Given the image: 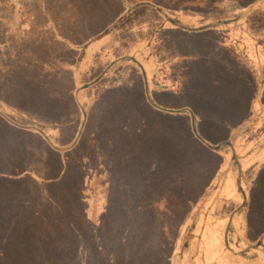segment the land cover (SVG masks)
I'll return each instance as SVG.
<instances>
[{
  "label": "trees",
  "instance_id": "1",
  "mask_svg": "<svg viewBox=\"0 0 264 264\" xmlns=\"http://www.w3.org/2000/svg\"><path fill=\"white\" fill-rule=\"evenodd\" d=\"M78 1L63 25L75 33L69 44L81 50L75 67L73 55H65L64 94L39 95L32 86L16 105L8 97L0 100V264H181L175 254L183 230V263L195 264L194 254H202V236H194L196 216H202L197 210L213 204L229 173L235 178L242 170L248 152L240 156L228 139L241 130L207 124L202 130L187 109L164 110L151 95H127L119 87L122 78L105 81L108 69L124 59L103 61L114 57L115 37L144 7L180 32L232 26L238 31L231 44L246 54L239 44L253 42L262 60L264 29H254L251 20L264 15V0ZM72 70L81 78L96 75L89 86L80 83L78 101L69 95ZM151 80L156 88L168 87L157 72ZM75 111L81 120L84 113L88 117L80 141L57 151L59 125L76 119ZM260 116L249 121L258 128L246 132L248 140L260 138ZM39 151L45 158L42 176L28 168ZM35 182L45 183L46 205L33 199ZM194 219L189 231L186 223ZM261 242L249 248L264 252Z\"/></svg>",
  "mask_w": 264,
  "mask_h": 264
},
{
  "label": "rangeland",
  "instance_id": "2",
  "mask_svg": "<svg viewBox=\"0 0 264 264\" xmlns=\"http://www.w3.org/2000/svg\"><path fill=\"white\" fill-rule=\"evenodd\" d=\"M63 1L66 0H0L2 102L8 97L14 105L18 104L17 98L23 96L16 95V92L21 94L27 88L25 73L38 77L45 72L46 65H50L48 71L51 73L54 65L61 62V56L67 54L68 46L61 39L68 40L63 15H68L69 3ZM77 1L73 2L74 8ZM136 13L138 16H133V21L115 37L114 57L103 61L112 65L115 60L124 59L108 69L105 81L113 82L120 77L126 88L142 85L144 89L148 85L149 95L157 105L169 111H191L202 130H205V124L225 128L227 132L240 129L236 137L228 139L234 141L240 156L248 152L258 157L257 142L260 138L255 135L248 140L246 132L258 128L257 123L251 124L249 120L253 102L260 96V76L233 48L231 41L234 36L228 31H235V28L224 26L205 32H180L153 8L144 7ZM181 21L188 24L199 21V18ZM251 22L254 29H264V15L255 16ZM152 71L157 72L159 82L164 87L168 86L167 89H159L152 84ZM60 73L61 68H58L56 75ZM95 77L84 76L80 83L88 85ZM9 86H13L11 92L15 95H9ZM146 98L148 100V95ZM74 115L76 119L71 122L61 121L58 145L65 146L76 138L78 122L80 128L82 120L77 111ZM41 153L33 152L32 159H29L31 162L28 161L31 164L29 170L40 176L45 163ZM257 159L252 165L246 164L253 170L247 169L243 161L237 177L232 178L229 173L224 179L227 181L222 180L217 186V195L211 201L215 204L214 200H217L215 214L224 215L225 220L215 221L205 231L200 259L199 255L194 254L193 257L195 264H264V252L249 248L262 240L264 250V169L260 170L264 159ZM258 161L262 162L260 166ZM31 188L36 203L46 205L45 183L35 182ZM237 206H244V210L235 219L237 212L234 214L233 211ZM226 219H229L227 225ZM188 229H191V224H188ZM187 233L183 230L182 242L176 245L179 248L175 255L181 258V264L186 263H183L185 254L180 252L183 243L188 244ZM242 251V256L235 255Z\"/></svg>",
  "mask_w": 264,
  "mask_h": 264
},
{
  "label": "crops",
  "instance_id": "3",
  "mask_svg": "<svg viewBox=\"0 0 264 264\" xmlns=\"http://www.w3.org/2000/svg\"><path fill=\"white\" fill-rule=\"evenodd\" d=\"M63 2L64 3H69L68 15H65V14L63 15L64 19H68V17H71L72 16L71 13L72 14L74 13V11H72L73 10V7H71V4H73V2H75V0H66V1H63ZM77 2H79V1H77ZM123 2H125V0H123ZM66 30L67 31H65V32L67 33L66 34L67 37L69 35L75 34L72 30H68V29H66ZM235 31H228V32H230L232 34V36H234V35H237V31L238 30L236 29ZM65 40H66V42H65ZM61 41L66 46H68V49L66 48V53L72 54L73 55L72 58L73 59H76L75 61L73 60V63H74L73 66L75 67L77 65V63H78L77 57H79V52L81 51L80 48L77 47V46L70 45L67 39H64V40L61 39ZM239 45H240L242 51H244V48H246V54H244L243 52H240V49L236 45H233V48H235L238 51V53L243 57V59L245 60V62H247L250 66H252V68L255 70L254 73L256 74V70H257L258 71V75L260 76V84H261V86H260V92L258 94L260 96H258V98L253 102L251 119L249 121L252 120V117L253 116H255V115L258 116L260 114L262 116V119L261 120L258 119V120H259V124H262V121L264 120V102L262 101V95H264V57H263L262 60L260 59V55L257 54V51H256L257 49H255V46L256 45L253 42H251V43H240ZM82 52L84 53V50ZM64 59H65V56L64 57L61 56V62L56 63L54 65V69H53V71L51 73H49V71H48L50 65H46L44 67L45 72H43L38 77L31 76L29 73H25V76L26 77L25 76L24 77L27 80V88L21 94H18V91H17L16 92V95H29V93H30L29 89L32 86L37 87V89L39 91V95H63L64 94V91H63V88H62V84L61 83H63V81H64V79H63V77H64L63 69H64V62H65ZM260 60L262 61L261 64H260ZM58 68H61V73L57 76L56 75V71H57ZM106 71L107 70H105L103 72V74L107 73ZM27 74H29V77H32V78H29ZM78 74H79V72L78 73L77 72L75 73V71L72 70L70 72V75H69L70 79H68V82H71L70 83L71 84V94H69V95H75L77 101L79 100V94H80V92H79V90H80L79 86H80V79H81V76L78 75ZM152 74H153V71H152ZM97 81H98V79L95 80V82H93V83L95 84ZM110 82H111V80L110 81H106V83H109V84H110ZM93 83H91V84H93ZM144 84H145V81H144ZM13 86L16 87V85H13ZM13 86H9V91H8L9 92V95H15V93L12 94V92H11V87H13ZM125 86H126V84H124L123 82H121L119 84V87L121 89L123 88V90L126 92L127 95H149L148 88H144L143 89L142 85L141 86H138V88H139L138 90H132L133 87H129L130 89H126ZM127 86H129V85H127ZM85 91L88 92L89 91V88L85 89ZM127 91L129 93H127ZM168 92H170V90ZM261 116H260V118H261ZM86 118L88 119L87 114H86ZM87 119H86L85 125L83 126V123H84V116H83V119H82V123H81L80 128H79V123L80 122H78L79 133L76 136V138L74 139V143L72 145L68 146L67 148L66 147L65 148H62L61 145L55 146L49 140H48V143H50V144L52 143L54 145L53 147H55L56 150L57 151H60V152H62L60 149H62L63 151H66V152L69 151V150H71L72 148H74V146H76L79 143L80 138H81V136L83 134V131H84L85 127H86ZM30 128H32V127H30ZM82 128H83V131H82V133L80 135V132H81ZM261 134H262V136L260 137L259 141L257 142L258 143L257 144V147H258V151H257L258 157L251 156V155L247 154V156H245L244 159H241V161L243 160L245 162V165L246 164L252 165L256 161L254 159H257V158H258L257 160H259V161H262L264 159V129L262 130V133ZM79 135H80V137H79ZM259 161L257 163L260 166L262 162H259ZM263 165H264V163H262V166ZM247 166L248 165H246L245 167H247ZM247 169L253 170L251 166H248ZM263 169H264V166L260 170H263ZM227 178H228V176H227ZM225 194H227V193H225ZM213 206H214V204L204 205L201 210L200 209L197 210V212L200 213L198 215H200V216L202 215V216L200 217L199 220H197L199 226H198V228L195 229L194 236H199L200 235V237L201 236L203 237V234L205 233V231L215 221H217V220H225V216L224 215L216 216L215 212H216L217 208H213L212 209ZM243 207L240 208V207L237 206V208L234 209L233 213L235 214V212H237L234 215L235 219H236V216L238 215V213L241 212L242 210H244V209H242ZM202 211L206 212V214H202L203 213ZM228 222H229V219H226V225H227ZM188 224H191V228H192V225L193 224H196V220L195 221L188 220L187 223H186V225L188 226ZM227 252H230L231 254L233 253L231 251H227ZM235 255L242 256L243 254L241 255L239 253H235ZM224 256H225V253L223 254L222 257H224Z\"/></svg>",
  "mask_w": 264,
  "mask_h": 264
},
{
  "label": "water",
  "instance_id": "4",
  "mask_svg": "<svg viewBox=\"0 0 264 264\" xmlns=\"http://www.w3.org/2000/svg\"><path fill=\"white\" fill-rule=\"evenodd\" d=\"M86 119H87L86 118V114L84 113V123H83V126L85 125ZM82 131H83V128H82V130L80 132V135H81ZM193 131L196 133V129H195L194 125H193ZM80 135H79V137H80ZM210 148H213V147L210 146Z\"/></svg>",
  "mask_w": 264,
  "mask_h": 264
}]
</instances>
